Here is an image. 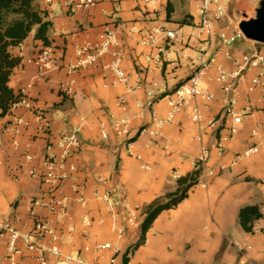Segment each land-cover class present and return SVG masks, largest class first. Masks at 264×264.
Here are the masks:
<instances>
[{"label":"crops","instance_id":"obj_1","mask_svg":"<svg viewBox=\"0 0 264 264\" xmlns=\"http://www.w3.org/2000/svg\"><path fill=\"white\" fill-rule=\"evenodd\" d=\"M259 1L227 0L229 15L234 18V12L240 13V20L243 14L253 17ZM35 2L52 22L48 32L52 64L45 75L39 76L38 67L27 62L44 46L32 34L12 49L21 61L9 85L19 93L21 87L30 83L27 95L31 106L19 105L0 117V221L29 233L33 228L32 201L64 195L65 214L33 209L57 232L62 253L100 264H108L115 255V263L123 264L124 251L140 235L142 209L175 191L177 179H172L171 173L177 171L180 176L190 173L201 146L215 143L218 133L231 123L221 115L223 94L221 83L213 78V69L202 87L214 98L208 102L194 101L200 106L205 122L216 119L205 127L200 139H191L194 127L186 107L161 129L159 143L168 141L169 147L149 145L150 135L142 129L153 122V114L164 118L168 105L165 99H158L151 109H141L136 101L146 100L145 91L151 83L163 94L172 90L189 76L198 51L204 48L207 55L214 53L216 42L206 41L207 37L197 30L198 0H156L148 7L137 0H98L89 8L73 12L61 0ZM111 13L119 19L115 49L122 54L129 85L135 81L143 84L133 93H127L123 84L105 86L110 73L103 63L109 60V55L95 65L73 71L68 68L75 60V48L95 41ZM224 24V21L215 23V30ZM153 28L175 30L176 35L166 44L159 42L154 47L140 44L141 35ZM225 30L230 32V28ZM232 49H257L264 53L263 45L246 38L237 40ZM157 53L159 62L154 59ZM149 56L152 58L146 59ZM216 61L228 70L233 68L220 51ZM252 74L253 71H248L238 84L236 110L243 114L235 124V134L222 153L211 148L200 172L199 179L205 178L207 185L194 184L181 202L162 210L146 231L144 242L128 255L127 264H237L241 257L264 264V150L238 157L251 145H264V86L248 92L246 85ZM120 95L127 99L126 109L117 103ZM246 105L251 110L244 113ZM37 117L49 119L50 129L42 130ZM120 117L129 120L125 137L117 136L110 128L113 120ZM17 118L28 124L16 130L12 122ZM100 122L107 128L106 140L99 135ZM79 126L80 144L71 157L76 169L51 194L32 172L39 170L46 153H59L56 141L63 129ZM127 142L131 143L129 148ZM27 154L32 158L28 159ZM141 164L148 169L141 168ZM207 169L214 174L205 175ZM107 188L113 190L118 205L116 224L123 223L120 237L106 202L97 197ZM124 200L141 207L135 225L124 222L120 211ZM245 205H257L262 213L250 231H245L238 221V211ZM7 241V235L0 231V264H41L37 253L27 249L21 239L16 241L14 252L8 250ZM106 242L111 245L96 248ZM41 243L49 242L45 238ZM47 264L70 263L62 256H50Z\"/></svg>","mask_w":264,"mask_h":264},{"label":"built area","instance_id":"obj_2","mask_svg":"<svg viewBox=\"0 0 264 264\" xmlns=\"http://www.w3.org/2000/svg\"><path fill=\"white\" fill-rule=\"evenodd\" d=\"M67 10L73 12L77 9H84L93 6L98 0H61ZM140 1L144 7L155 4L156 0H137ZM198 24L197 30L205 35L206 41L216 42V52L209 55L206 54L204 48H201L196 57L192 60V69L189 76L178 83L172 90L166 93L159 91L155 83H151V87L146 89L145 101H136L137 105L141 109H151L153 103L158 99H165L168 105V112L164 118H157L153 114V122L142 129L150 135L149 145L161 146L166 149L169 147L168 141L160 144L159 139L162 137V127L170 123L175 115L182 111L184 108H189V118L194 127V134L191 139H200L205 131V127L212 125L216 119L208 120L205 122L201 108L196 104L195 100L208 102L214 98V95L207 89L202 87V83L208 77V72L214 70L213 78L221 83L220 89L223 97V107L221 115L224 118H229L231 123L227 124L223 131H220L217 135L215 143L210 146H201L198 156L193 161L194 168L203 170L204 164L209 157L211 148L217 150L218 153H222L226 148V143L235 134L237 127L236 123L240 122L243 113L236 110V104L238 99V84L240 79L248 72L253 71V74L249 77L246 90L248 92L253 91L256 88L264 86V53L260 50L254 49L252 51H242L232 49V45L239 39H244V35L241 32L236 21L229 15L227 0H198ZM224 21V26L218 31L215 30V23ZM119 19L114 13L108 14V21L103 25L101 32L98 34L97 39L93 42H84L75 48L74 62L68 65L69 70L73 71L80 67L89 65H95L105 55H109V60L103 63V68L110 73V81L105 86L115 87L123 84L126 87L127 93H133L140 89L143 84L141 81H135L133 85H129L130 76L126 73L122 66V54L115 49L117 45V29L119 27ZM230 28L228 33L225 29ZM176 35L175 30H164L162 28H153L143 33L139 39L140 44L154 47L159 42L166 44L169 40L173 39ZM264 46L263 43H260ZM159 50V49H158ZM231 61L233 68L228 70L222 64L216 61V54L218 52ZM50 46H43L42 49L33 57L27 58V62L34 63L38 67L39 76H43L50 69L52 64ZM160 54L157 53L154 59L158 62ZM152 57H146L151 59ZM201 85V86H200ZM31 86L30 83L19 89V99L14 102L10 111H13L19 105L31 106V102L27 95V90ZM66 90H71L70 87H66ZM117 103L122 109H126L128 106L125 96L120 95L117 97ZM251 110L250 105H246L244 113ZM37 121L40 123V128L44 131L50 129L51 121L46 118L37 117ZM128 122L126 117H120L113 120L110 124V128L119 137H125L128 133ZM227 122V120H225ZM16 130L19 126H25L27 121L17 118L13 122ZM79 127L63 129L56 141V145L59 148V153L52 154L46 153L41 162V166L38 171H33L32 174L36 176L40 182L48 187V191L54 193L60 183L67 179L71 173L76 169L71 157L75 149L80 144ZM255 133V131L253 132ZM99 135L103 140L108 138V131L104 122L99 124ZM131 145L130 142L126 143L127 148ZM47 148L49 146L47 145ZM264 150V145L254 144L242 151L240 156H249ZM28 159H31L30 154L25 155ZM139 159L140 156L136 155ZM141 168L148 169L147 165L141 164ZM204 174L212 176L214 173L212 170H204ZM180 174L177 171L171 173L172 179H178ZM201 186H206L207 181L205 178H201L197 182ZM97 197L103 199L108 207L109 213L113 220V227L117 231L118 236H122L123 223L118 226L116 224L117 215L119 214L118 205L114 200V193L111 188H107L104 193L97 194ZM33 207L31 208V215L33 217V228L29 233H22L18 229L6 225L0 221V231L5 233L8 237L7 248L9 251H15V243L18 239H21L27 249L35 251L41 264H47V259L50 256L59 257L62 256L66 263L70 264H100L96 261H87L79 256H73L70 254H63L57 244L58 234L51 228L45 220L39 217L34 208H45L51 213L65 214L67 209V197L64 195H50L47 199H35L32 201ZM120 211L124 216V222L129 225H135L137 219L141 216L139 213L140 205L138 203L124 200L121 204ZM89 222H87L88 224ZM47 238L48 244L41 243V240ZM111 244L106 242L104 244H98L96 248L109 247ZM87 249V247H85ZM116 250V249H115ZM108 264L115 263V255L109 260ZM205 264V263H195ZM233 264V263H223ZM237 264H254L252 261L241 257Z\"/></svg>","mask_w":264,"mask_h":264},{"label":"trees","instance_id":"obj_3","mask_svg":"<svg viewBox=\"0 0 264 264\" xmlns=\"http://www.w3.org/2000/svg\"><path fill=\"white\" fill-rule=\"evenodd\" d=\"M46 12L41 10L35 0H0V117L10 112L11 105L19 99V93L9 85L10 77L21 57L13 48L23 42L30 34L49 46L48 32L52 22L46 19ZM201 170L194 168L185 176L176 180L175 191L162 198L155 199L145 206L140 223V235L130 244L122 255L123 264H127L128 255L145 240V234L155 217L164 209L176 206L187 196L188 189L199 180ZM262 213L257 205H245L238 211V221L245 231L252 229V224Z\"/></svg>","mask_w":264,"mask_h":264},{"label":"water","instance_id":"obj_4","mask_svg":"<svg viewBox=\"0 0 264 264\" xmlns=\"http://www.w3.org/2000/svg\"><path fill=\"white\" fill-rule=\"evenodd\" d=\"M239 21V28L248 40L264 44V0H260L253 17H247Z\"/></svg>","mask_w":264,"mask_h":264},{"label":"rangeland","instance_id":"obj_5","mask_svg":"<svg viewBox=\"0 0 264 264\" xmlns=\"http://www.w3.org/2000/svg\"><path fill=\"white\" fill-rule=\"evenodd\" d=\"M257 6H258V5H257ZM240 17H241L240 13H235V12H234V18L236 19V21L239 22ZM200 86H201V85H200Z\"/></svg>","mask_w":264,"mask_h":264}]
</instances>
